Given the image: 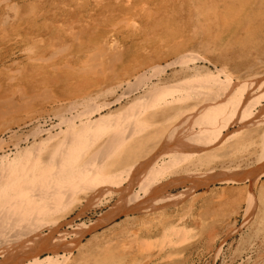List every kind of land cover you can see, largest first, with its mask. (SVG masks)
Wrapping results in <instances>:
<instances>
[{
  "label": "bare ground",
  "instance_id": "1",
  "mask_svg": "<svg viewBox=\"0 0 264 264\" xmlns=\"http://www.w3.org/2000/svg\"><path fill=\"white\" fill-rule=\"evenodd\" d=\"M63 1L57 20L67 28L52 20L42 33H31L26 39L40 48L38 54L7 76L9 92L0 79V264H117L99 251L87 258L82 239L120 215L145 212L147 201L180 203L191 186L209 184L218 174L212 170L247 168L252 154L258 171L248 187L264 176V60L258 56L245 66L236 59L243 52L237 44L249 37L260 41L251 45L264 56V0H189L187 33L200 37L212 26V34L208 30L192 45L187 42L196 37L166 26L170 45L161 44V35H143L128 46L122 41L143 27L164 25L163 8L189 1L107 0L106 17L87 27ZM1 5L9 11L0 20L5 29L23 10L12 0ZM89 25L97 32H87ZM213 38L215 45L208 44ZM64 57L73 64H61ZM10 142L15 151L6 153ZM210 152L221 158L213 166L205 156ZM185 159L187 165L181 164ZM243 171L221 179L241 182ZM206 172L208 179H195ZM172 186L182 190L169 192ZM97 208L96 219L81 221ZM145 228L143 236L135 228L127 232L125 224L122 233L134 236L140 250L151 240L150 226ZM183 233L172 228L175 236Z\"/></svg>",
  "mask_w": 264,
  "mask_h": 264
},
{
  "label": "rangeland",
  "instance_id": "2",
  "mask_svg": "<svg viewBox=\"0 0 264 264\" xmlns=\"http://www.w3.org/2000/svg\"><path fill=\"white\" fill-rule=\"evenodd\" d=\"M12 1L22 5L23 13L20 15L19 21L15 20L14 22L13 21L10 22V24L7 25L5 29H1L2 24L0 25V70H2L0 71V76H2L0 79L5 87L7 86L6 85L7 76H9V74L11 76H15L16 70L19 68V66L27 61H30L29 60L30 57H32L33 59L35 53L38 54L40 50V48H38L31 40L28 41L26 37L30 36L31 33L37 31L42 33L43 29L41 26L42 25L45 26V23L47 22L51 23L52 20L55 23L54 25L56 26L58 25V28L62 30L66 29L68 25L67 22L63 23L60 22V20H57L58 19L57 14L59 16L61 15L59 11H57V8H61V7L63 8L62 6L64 2L63 0H12ZM69 1L73 6L71 11L73 18L75 17L79 18L81 21L80 23H83L84 21L85 22L84 24H86V26L83 27H87V25L91 23L93 25V20L94 21L101 20L102 17H106L107 12L105 11V6L109 3L107 2V0H69ZM164 1H168V0H164ZM112 4L115 7V3L113 1ZM189 4L190 1L189 3L185 2L183 4L173 3V5H171L172 8L170 10L168 8H163L160 15L165 14L164 17L166 18L163 19L164 22L167 23V24L164 23L165 26L163 24L157 23L155 28L158 30L156 31L153 30L155 28L151 27L152 24L149 26L150 28L143 27L142 33H139V35L134 34L132 38L130 39L127 38L128 40L125 39L122 41V43H125L128 46V44H130L131 41L137 43L142 42L143 35H150L152 37L156 35H161L163 36V40L161 41V44L170 45L171 43L170 38H173V36L167 37V39H165L167 33L165 35L164 27L171 26L170 28L178 30L176 32L181 33L185 37L187 36L186 38L189 40L192 39V37H196V39L193 41H188L187 39H185L186 42L188 41L187 44L192 43V45H196L197 44L196 40H198L202 36V34L206 35V33H208L207 32L208 30H210L212 34V32L215 30L212 28V26H210L207 28V31L205 32V29L203 28L204 31L200 33V37L198 33H195L194 31L187 33L190 31L188 29H190V24H191L190 18L186 13L187 10L190 9L188 7ZM165 5L166 4L164 3V6ZM1 6H0V20L4 16V14H7L9 12L8 8L5 5H1ZM159 6L164 7L162 4H160ZM154 11L159 12L158 10H154ZM157 12L156 15L158 16ZM52 13L55 15H53ZM168 13H174V14H171L168 17ZM50 14H52L53 16ZM101 14L104 15L102 16ZM33 19H35L36 20L35 23H37L36 24L37 26L35 27L31 25ZM159 19L160 17L158 18V20ZM193 24L196 30L199 31V27L196 26L194 22ZM101 25L103 24L101 23ZM89 26L91 28H88L87 32H89L90 34L97 32L93 26L91 25ZM187 26H189V28H187ZM98 31L106 32V28H102V30H98ZM115 32H119V31L116 30ZM116 35H118V33H116ZM257 41H255V39L254 41H252L249 37V40L242 41L237 44V47H239L243 52L242 55L239 56L240 58L236 56L237 57L236 59L247 62V63L245 62L246 65L245 63L243 65L247 66L248 63L252 62L254 59H257L258 56L264 60V56H262V52H259L258 50H256V48H254L251 45ZM157 42L151 41V45L153 43L156 44ZM208 44L215 45L214 38L208 41ZM48 47H47L48 50L51 49ZM140 47H134L135 51L141 49ZM105 48L107 49L108 52L109 51H111L110 53L113 52L112 50L113 46H111V44H109V46H106ZM132 48L133 47H130L129 49ZM149 48L152 49L151 47ZM150 49L148 51H150ZM139 52H141V50H139ZM65 58L66 57L58 60H60L61 64L64 65L63 62L69 61L68 58L66 59ZM37 63L35 64V66L38 65ZM69 64L72 65L73 63H70L69 61ZM263 68L264 67H261V70ZM168 73L170 72L168 71ZM40 78L41 77L39 76L37 78V81L38 80L40 81ZM6 89L9 92L13 88L8 89L6 87ZM261 102H263V100ZM50 104L53 107L57 106V103H50ZM27 112L31 113L32 111L27 110ZM28 113L24 112L23 115L28 116L29 115ZM51 118L52 121H54L55 123L57 122V120L54 117ZM12 127H15L14 130L18 129L15 125H13V123H12ZM2 129L3 128L0 127V130ZM181 129L184 132L185 129L183 127ZM193 129H198V128L194 127ZM12 143L13 142L8 143L9 146L7 148H4L6 153L15 151L12 148L13 147ZM250 146L252 145L250 144ZM243 154L246 155V153L242 152L241 155ZM232 155H233L232 153L228 154V156L231 158ZM205 156L209 157L211 161L210 164L211 166L215 165L217 161L221 160V158L219 159L216 158L214 153L211 152L205 153ZM251 158H253L252 159L253 161L249 162L250 163L249 167L245 168L242 166V169L234 170V172L232 170L225 171L227 173L233 172L235 174H238V172L244 170L242 174L238 176L245 177L246 175L247 180L244 179L245 180L244 181L242 179L241 182L240 181L224 182V180H222L221 177L225 176V172L221 174L223 171H219L220 169L218 168L212 170V172L214 171L213 173L216 172L218 174L214 175L212 173L213 177L212 180L209 182V184L200 185V186H191L192 187L190 188L191 190L187 191L186 197H184L185 199H183L180 203H177L175 205L165 204V203L154 204L147 201L150 207L148 209L149 211L146 210L144 212L143 210H141L139 212H135V211L132 213L130 212L128 215H120L116 219H114L115 221L113 220L109 222L107 225L99 227V229L94 233L86 235V237L82 239L83 243L85 244L83 253H87V258H89L91 252L99 251L100 254L102 253L101 254L102 256L104 253L105 257L108 256L107 258L110 259L111 261H114L115 263L119 262L117 264H144V262H146L145 264H264V193L261 191L262 184H264V178H263L264 176L263 175L259 176V174H257V176H259L257 179V184L255 186H252L251 189L248 187V184H250L248 182L249 179L252 177V175H254L258 171L257 168L258 163H256V161L254 160L256 156L252 154ZM185 160L181 161V164L183 165L186 164L187 160L186 161ZM175 170L176 172L177 171L178 172L177 173L175 172V174L173 173V175L177 176V174L178 175L181 174L178 168H176ZM191 170L192 169H190V171ZM200 171H201L200 169L196 168L195 173H198ZM200 178L208 179V173L206 172L205 177L203 175L202 177H199L197 175L195 179L197 180ZM179 188L173 186L168 187V191L172 193H176L182 190L181 187ZM206 191L208 192L206 193ZM98 211L100 212L101 209L97 208L96 211L92 212L93 214L88 213L87 216L83 218L81 221L88 222L89 220L91 221L96 219V216L99 214ZM74 212L77 213L78 210L75 209ZM244 223H246L245 224L246 226L244 225ZM125 224H128L130 227V229L127 232L131 233L132 228H135L136 230H138V232L141 231L140 233H142L143 236L147 232V229L145 227L148 225L150 226L149 231H151L150 234L151 240L144 241L145 244L143 245H146V247L144 246L143 248L140 247L141 251L139 249H135L137 243L134 242L132 243V241L135 239L134 236H130L128 234L122 233V227ZM171 227L174 229L181 228L184 230V233L175 236L176 234H172ZM131 237L134 239H132ZM121 247H124V249H122ZM76 252L77 251H74V254H76ZM47 255L51 256L50 254ZM47 255L42 254L40 255L41 257L39 258L41 259L45 258ZM121 261L123 262L121 263ZM31 262L32 264L35 263L34 260Z\"/></svg>",
  "mask_w": 264,
  "mask_h": 264
}]
</instances>
